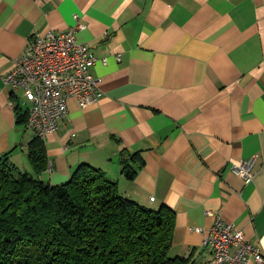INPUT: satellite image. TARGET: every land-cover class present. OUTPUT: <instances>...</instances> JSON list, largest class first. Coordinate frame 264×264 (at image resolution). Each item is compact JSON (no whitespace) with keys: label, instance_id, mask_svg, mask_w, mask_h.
Returning <instances> with one entry per match:
<instances>
[{"label":"crops","instance_id":"obj_1","mask_svg":"<svg viewBox=\"0 0 264 264\" xmlns=\"http://www.w3.org/2000/svg\"><path fill=\"white\" fill-rule=\"evenodd\" d=\"M76 15L86 25L78 40L100 59L92 71L104 95L85 106L69 100L44 140V178L65 184L90 164L123 196L168 206L170 254L193 264L212 258L206 238L217 217L264 254V0H0V156L11 152L24 172L35 174L36 134L19 124L18 108L30 103L4 75L35 33L67 30ZM135 153L145 163L130 180L123 161ZM253 156L252 180L230 169Z\"/></svg>","mask_w":264,"mask_h":264},{"label":"trees","instance_id":"obj_2","mask_svg":"<svg viewBox=\"0 0 264 264\" xmlns=\"http://www.w3.org/2000/svg\"><path fill=\"white\" fill-rule=\"evenodd\" d=\"M18 115L27 127L29 108H18ZM28 156L35 174L20 170L11 152L0 156V264H193L170 254L176 214L168 206L123 196L117 182L90 164L69 182L52 184L44 178L50 164L38 136ZM144 163L135 153L123 161V172L134 180Z\"/></svg>","mask_w":264,"mask_h":264},{"label":"built area","instance_id":"obj_3","mask_svg":"<svg viewBox=\"0 0 264 264\" xmlns=\"http://www.w3.org/2000/svg\"><path fill=\"white\" fill-rule=\"evenodd\" d=\"M76 20L67 30L35 33L25 52L15 59L14 68L4 75L6 85L14 91H26L30 103L27 127L43 140L59 130L72 97L85 106L97 103L104 95L102 80L92 71L100 59L89 43L78 40V31L86 25L79 15ZM257 161L253 156L232 163L230 169L250 181ZM194 230L203 232V228ZM206 243L212 258L204 264H249L252 259L264 263L262 249L247 240L235 223L221 217L210 228Z\"/></svg>","mask_w":264,"mask_h":264}]
</instances>
